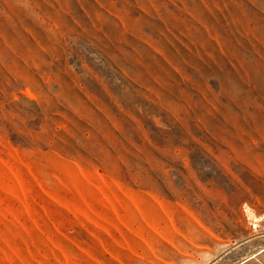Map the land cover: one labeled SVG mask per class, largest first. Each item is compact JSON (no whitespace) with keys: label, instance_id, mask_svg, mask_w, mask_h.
I'll return each mask as SVG.
<instances>
[{"label":"rangeland","instance_id":"374dc122","mask_svg":"<svg viewBox=\"0 0 264 264\" xmlns=\"http://www.w3.org/2000/svg\"><path fill=\"white\" fill-rule=\"evenodd\" d=\"M0 264H264V0H0Z\"/></svg>","mask_w":264,"mask_h":264}]
</instances>
